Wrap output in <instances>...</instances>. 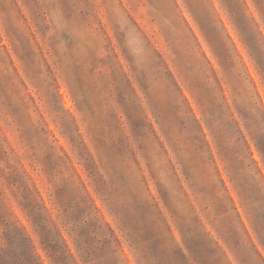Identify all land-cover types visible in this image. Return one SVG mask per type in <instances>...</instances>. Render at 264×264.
Here are the masks:
<instances>
[{
  "label": "clouds",
  "instance_id": "9594fccd",
  "mask_svg": "<svg viewBox=\"0 0 264 264\" xmlns=\"http://www.w3.org/2000/svg\"><path fill=\"white\" fill-rule=\"evenodd\" d=\"M0 264H264V0H0Z\"/></svg>",
  "mask_w": 264,
  "mask_h": 264
},
{
  "label": "rangeland",
  "instance_id": "374dc122",
  "mask_svg": "<svg viewBox=\"0 0 264 264\" xmlns=\"http://www.w3.org/2000/svg\"><path fill=\"white\" fill-rule=\"evenodd\" d=\"M137 126H141L143 124V121H137ZM35 215L38 217V223H40L42 230L45 232V238L50 242V245L54 249L59 248V241L57 239L58 233L54 232L53 230L49 229L47 227V222H46V217L43 216V214L39 211L38 206L35 207L34 209ZM16 236L19 238V244L20 246L24 249V254L28 256L29 251H30V243L27 239H25L22 235V232L20 230H17ZM29 259H31L30 256H28Z\"/></svg>",
  "mask_w": 264,
  "mask_h": 264
},
{
  "label": "trees",
  "instance_id": "16d2710c",
  "mask_svg": "<svg viewBox=\"0 0 264 264\" xmlns=\"http://www.w3.org/2000/svg\"><path fill=\"white\" fill-rule=\"evenodd\" d=\"M35 216H36V220L38 221V218H37L38 216H37V215H35ZM50 246H51V245H50ZM51 247H52V246H51ZM52 248H53V247H52ZM53 249H54V248H53Z\"/></svg>",
  "mask_w": 264,
  "mask_h": 264
}]
</instances>
